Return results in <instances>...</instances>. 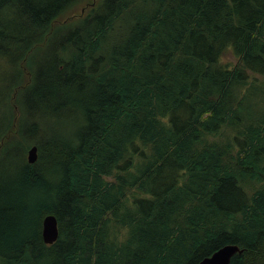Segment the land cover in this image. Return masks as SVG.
Masks as SVG:
<instances>
[{
	"label": "trees",
	"instance_id": "obj_1",
	"mask_svg": "<svg viewBox=\"0 0 264 264\" xmlns=\"http://www.w3.org/2000/svg\"><path fill=\"white\" fill-rule=\"evenodd\" d=\"M82 1L0 0V264H264V0Z\"/></svg>",
	"mask_w": 264,
	"mask_h": 264
},
{
	"label": "rangeland",
	"instance_id": "obj_2",
	"mask_svg": "<svg viewBox=\"0 0 264 264\" xmlns=\"http://www.w3.org/2000/svg\"><path fill=\"white\" fill-rule=\"evenodd\" d=\"M95 2V0H89V1H82L78 4H76V6H73L71 9L68 10V12H66L65 15H63V17L61 19H59V24H67L68 22H73L72 18L69 17H75L74 15H78L81 12H86V10L90 7L89 5L93 4ZM83 12V13H84ZM75 21V20H74ZM0 56L7 61L6 63L8 64L7 68L4 69L3 66H1L0 64V131L2 129L5 128L6 125H8L7 122H9L10 119V112L9 109L6 105V101L4 99L5 94L7 93V88L8 85H10V81H7L8 79H6V77H2L1 73L5 72L8 70V68L12 65V62L9 61V57L6 54L0 53ZM221 62L223 63H227L229 65H232L235 63L236 59L235 57L230 54L229 52H226L224 54H222L221 56ZM4 62L1 58H0V63ZM47 62V61H46ZM6 73L10 74V68L9 71H7ZM10 94V92H9ZM9 113V114H8ZM7 115V118H6ZM54 121V123L51 126L50 132L46 133V134H42L40 133L37 136H42L43 141L46 142L48 140V138L50 136H54L56 135L58 132H60V130L64 127H68V123L70 122V117H69V113L66 114L62 119H57V120H52ZM67 122V123H66ZM30 122H28L27 120H24L23 125L25 126V128H28ZM43 124V122H42ZM40 132H41V128L39 126ZM29 142V141H28ZM15 150L19 151L20 147L18 149L14 148ZM28 150V149H27ZM27 150L25 151V158L27 155ZM21 166L19 165V162H17V160L15 159V155L14 154H8L6 156H4L3 154L0 155V184L3 185L5 187V180H16L18 177V172L20 170ZM5 189H7L5 187Z\"/></svg>",
	"mask_w": 264,
	"mask_h": 264
},
{
	"label": "water",
	"instance_id": "obj_3",
	"mask_svg": "<svg viewBox=\"0 0 264 264\" xmlns=\"http://www.w3.org/2000/svg\"><path fill=\"white\" fill-rule=\"evenodd\" d=\"M37 146L32 145L27 150L26 159L28 163L37 160ZM41 236L46 244L54 243L59 235L57 218L54 214L48 213L42 219ZM241 252L237 244H225L215 250L212 254L202 258L197 264H229L232 256Z\"/></svg>",
	"mask_w": 264,
	"mask_h": 264
}]
</instances>
